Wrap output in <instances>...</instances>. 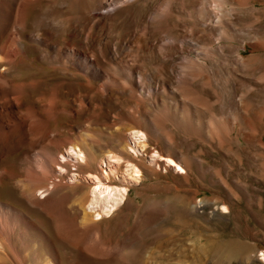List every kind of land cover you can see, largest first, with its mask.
Wrapping results in <instances>:
<instances>
[{"label": "bare ground", "instance_id": "obj_1", "mask_svg": "<svg viewBox=\"0 0 264 264\" xmlns=\"http://www.w3.org/2000/svg\"><path fill=\"white\" fill-rule=\"evenodd\" d=\"M226 2L194 0L191 6L190 0H0V264H110L127 260L128 253L132 264H188L167 260L156 248L169 243L175 226L183 235L194 234L189 215L206 201L186 206L185 201L172 209L166 219L169 230L152 231L156 248L132 253L124 242L106 238L103 227L124 212L127 191L93 187L95 181L70 183L57 168L100 174L103 160L135 159L129 147L138 143L142 149L140 140L148 138L157 141L152 151L167 157L163 164L170 166L175 142L169 132V137L161 135L168 122L179 123L188 137L197 136L203 144L214 139L215 131L223 139L229 129L221 119L215 121V131L208 135L206 130L210 113L201 109L208 103L202 92L210 86V69L205 54L197 51L195 36L200 42L208 32L220 33ZM191 27L194 37L187 33ZM178 28L186 34H179ZM172 43L175 46L164 47ZM131 44L144 46L141 54L155 55L163 69L156 70L151 55L139 60V50L131 55L126 51ZM177 62L184 68L179 76ZM150 66L166 77L161 90L149 86L154 76L144 81L140 75ZM197 83L200 92L194 88ZM125 98L132 101L130 106ZM157 98L172 104L162 101L156 113ZM147 102L152 107L146 110ZM142 127L144 135L139 133ZM66 149L76 150L79 160L62 163ZM157 157L153 162H159ZM140 162L128 168L131 174L140 173ZM195 236L200 243L202 238ZM236 241L210 242V252L202 246L198 263L207 264L212 257L211 264L241 259L247 250ZM181 242L177 253L188 259L191 248L186 239ZM259 260L264 263V251Z\"/></svg>", "mask_w": 264, "mask_h": 264}, {"label": "rangeland", "instance_id": "obj_2", "mask_svg": "<svg viewBox=\"0 0 264 264\" xmlns=\"http://www.w3.org/2000/svg\"><path fill=\"white\" fill-rule=\"evenodd\" d=\"M191 2L193 3L194 0H190ZM225 4L228 13L224 14L223 22L218 27L220 33L208 32L206 39L200 42V37L195 36V39H198L197 51L205 54V60L210 69L208 76L210 86L205 87L202 92L206 103L208 102L207 108L200 107L206 115L210 113L206 117V128L208 127L206 130L208 135L211 131H215V121L219 122L221 119V122L227 125V127L224 126L225 124L223 126L229 129L223 128L224 131L227 130L225 131L227 134L224 133L225 139H222L221 135L219 140L220 134L215 131L214 139H206L207 143L203 144L197 136L188 137L179 123L168 122L162 129L164 131H161V135L171 134L170 137H172L169 139L175 142L173 149L176 155L170 166L163 164L168 160L167 157L160 156L156 152L157 149L152 151L154 147H157V141L148 138L145 142L140 140L145 145L142 149L138 143L136 146L132 144L129 147L130 154L137 159H131V157L119 160L105 159L101 162L102 172L100 174L81 175L75 168H71L70 172L62 167L57 168L61 175L66 177L65 180L70 183L95 181L93 187L103 186L127 191L129 204L125 206L124 212L111 218V222L103 224V227L105 226L106 238L112 243L124 242L129 252L138 253L156 248L152 231L169 230L166 219L172 209L177 207L179 209L185 201V206L193 201L198 203L206 201L204 208L196 210L197 212L191 211L189 215V225L193 227L189 230L195 233L190 232L191 234L187 236L183 235L175 226L174 230L170 231L174 234L168 239L169 243L165 245V242L156 248V251H160L163 257L172 262L181 261L188 264L197 262L195 264H199L201 250L206 249L210 252V242L223 245L233 238V241L237 240L236 242L242 243L247 252L242 254L241 259L232 261L231 264H264L259 260V254L264 251V0H227ZM210 10L213 15L217 13L213 5H210ZM124 28H120V31L126 30V27ZM184 31V28H178L179 34ZM187 33L188 36L194 37L192 27ZM130 46L126 48V51L129 50L130 54L133 51L132 54H134L135 50H139L138 60L141 56L143 59L146 57L148 59V55H151L153 65H157L156 70L163 69L164 65L160 63L162 61L156 57L154 59L155 55L141 54L144 46H139V48L133 44ZM163 46L159 49H163ZM168 46H175V43L164 47ZM129 61L130 67L133 68V61L130 59ZM154 66L148 68L150 71L141 70L140 75L144 81L149 75L154 76L155 80L149 83V86L158 91L161 90L166 77L158 74ZM175 68L178 70L177 76H179V70L181 69L182 72L184 69L179 62L175 64ZM177 76L172 77L173 81H176ZM47 78L50 80V77ZM136 80L137 78L133 77V81L138 85ZM149 82H152V78ZM194 88L200 92L198 83ZM160 92L162 94V91ZM140 95L142 97V94ZM142 98L152 100L154 97L146 99L143 96ZM162 101L170 102L157 98L158 108L154 109L156 113L158 109L162 110ZM131 102L128 98L124 99V104L127 106H130ZM147 103L144 109L152 107L149 106L150 102ZM170 108L172 111V106ZM168 132L170 134H167ZM139 133H145V129L142 127ZM218 141L221 145L217 143ZM161 143V141L158 142L159 145ZM77 154L76 150L66 149L64 155L60 157L61 162L64 163L67 160L75 162L79 160ZM152 157H157L159 162H153ZM139 161L143 164H139L142 168L140 175L131 174L128 168ZM183 163H186L187 168ZM152 167L154 170L157 169L156 175L153 174L154 171L151 172L148 169ZM124 177L127 181H124ZM136 192L140 194L139 199L136 198ZM133 199L139 202V206L131 201ZM195 235L202 238L200 243ZM165 239L162 241L164 242ZM182 239H186L185 243L191 248L189 251V256H191L188 259L179 257L177 253L181 248ZM218 241L220 244L217 243ZM202 246H205L204 249ZM131 255L128 253L127 260L116 259L110 264H132V257H129ZM245 255H249L250 259L246 260ZM211 259L207 264H211Z\"/></svg>", "mask_w": 264, "mask_h": 264}]
</instances>
